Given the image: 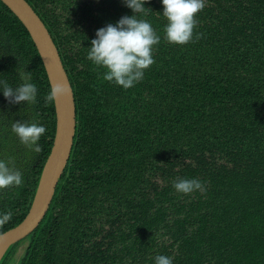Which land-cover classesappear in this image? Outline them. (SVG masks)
<instances>
[{
    "label": "trees",
    "instance_id": "16d2710c",
    "mask_svg": "<svg viewBox=\"0 0 264 264\" xmlns=\"http://www.w3.org/2000/svg\"><path fill=\"white\" fill-rule=\"evenodd\" d=\"M25 1L59 55L75 125L47 211L0 264H264V0H206L203 35L185 45L166 41L162 2L147 0L137 16L161 39L129 89L87 58L99 28L133 15L123 0ZM22 69L38 92L35 104H9L0 91V159L23 174L0 191V214L13 213L0 233L25 216L54 132L40 59L0 2V80L15 88ZM16 121L47 129L40 153L12 132ZM177 178L205 190L179 193Z\"/></svg>",
    "mask_w": 264,
    "mask_h": 264
},
{
    "label": "clouds",
    "instance_id": "9594fccd",
    "mask_svg": "<svg viewBox=\"0 0 264 264\" xmlns=\"http://www.w3.org/2000/svg\"><path fill=\"white\" fill-rule=\"evenodd\" d=\"M146 2L147 0H123L125 6L132 10L133 15L122 16L115 24L109 23L99 28L95 38L91 40L87 53V58L95 66L105 70L102 79L123 89H129L142 81L145 71L155 63L153 52L155 46L160 43L161 37L157 35L148 20L137 16V14H146V10L150 11L144 7ZM161 2L162 15L167 20L164 38L168 43L185 45L202 37V33H195L198 24L196 16L204 9L206 0H161ZM18 75L22 83L13 88L7 80H0V91L9 104H35L38 89L32 82L31 72L22 69ZM67 94L68 87L58 82L52 84L44 100L46 104H52ZM11 130L29 150L36 153L42 151L38 141L47 131L43 125L37 122L16 121L12 123ZM22 185L23 174L15 167L14 158L0 159V191ZM173 187L182 194L205 190L198 179L177 178L173 182ZM12 215L11 211L0 214V227L7 223ZM155 264H173V258L157 255Z\"/></svg>",
    "mask_w": 264,
    "mask_h": 264
},
{
    "label": "water",
    "instance_id": "95a60500",
    "mask_svg": "<svg viewBox=\"0 0 264 264\" xmlns=\"http://www.w3.org/2000/svg\"><path fill=\"white\" fill-rule=\"evenodd\" d=\"M26 30L48 81L63 83L68 94L53 104L54 132L25 216L15 226L0 233V259L7 247L31 232L43 217L57 180L68 159L74 135V102L70 84L56 48L39 17L25 0H0Z\"/></svg>",
    "mask_w": 264,
    "mask_h": 264
},
{
    "label": "rangeland",
    "instance_id": "374dc122",
    "mask_svg": "<svg viewBox=\"0 0 264 264\" xmlns=\"http://www.w3.org/2000/svg\"><path fill=\"white\" fill-rule=\"evenodd\" d=\"M19 251H20V248L18 249V251H17L16 255H18V254L20 253Z\"/></svg>",
    "mask_w": 264,
    "mask_h": 264
},
{
    "label": "bare ground",
    "instance_id": "6f19581e",
    "mask_svg": "<svg viewBox=\"0 0 264 264\" xmlns=\"http://www.w3.org/2000/svg\"><path fill=\"white\" fill-rule=\"evenodd\" d=\"M72 89V88H71Z\"/></svg>",
    "mask_w": 264,
    "mask_h": 264
}]
</instances>
